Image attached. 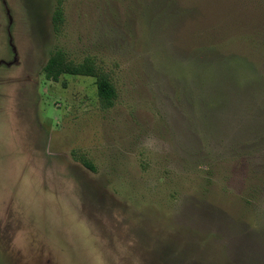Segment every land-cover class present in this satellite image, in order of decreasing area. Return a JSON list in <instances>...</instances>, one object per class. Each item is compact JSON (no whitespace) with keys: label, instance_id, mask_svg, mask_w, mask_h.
Segmentation results:
<instances>
[{"label":"rangeland","instance_id":"1","mask_svg":"<svg viewBox=\"0 0 264 264\" xmlns=\"http://www.w3.org/2000/svg\"><path fill=\"white\" fill-rule=\"evenodd\" d=\"M60 1L0 0V264H264V0Z\"/></svg>","mask_w":264,"mask_h":264},{"label":"trees","instance_id":"2","mask_svg":"<svg viewBox=\"0 0 264 264\" xmlns=\"http://www.w3.org/2000/svg\"><path fill=\"white\" fill-rule=\"evenodd\" d=\"M63 22V9L61 1L58 0L52 16L54 29L59 30ZM43 75L47 81L52 82H58L62 76L93 78L95 79L98 100L103 108L112 107L116 99L115 88L108 74L101 71L92 58H85L81 63H75L68 59L63 50L57 49L50 54L43 67ZM84 165L93 169L89 163L84 162Z\"/></svg>","mask_w":264,"mask_h":264}]
</instances>
